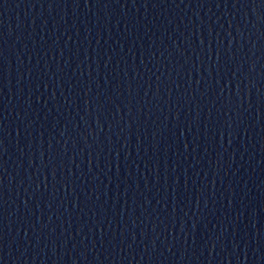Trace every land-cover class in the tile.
I'll return each mask as SVG.
<instances>
[{
    "label": "water",
    "instance_id": "water-1",
    "mask_svg": "<svg viewBox=\"0 0 264 264\" xmlns=\"http://www.w3.org/2000/svg\"><path fill=\"white\" fill-rule=\"evenodd\" d=\"M264 155V0H0V226Z\"/></svg>",
    "mask_w": 264,
    "mask_h": 264
}]
</instances>
